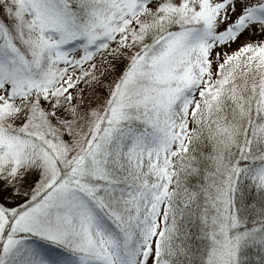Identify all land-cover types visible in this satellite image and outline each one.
Masks as SVG:
<instances>
[{"label": "snow or ice", "instance_id": "6c2138e0", "mask_svg": "<svg viewBox=\"0 0 264 264\" xmlns=\"http://www.w3.org/2000/svg\"><path fill=\"white\" fill-rule=\"evenodd\" d=\"M0 264H264V0H0Z\"/></svg>", "mask_w": 264, "mask_h": 264}]
</instances>
